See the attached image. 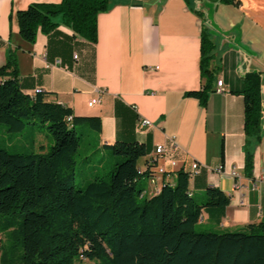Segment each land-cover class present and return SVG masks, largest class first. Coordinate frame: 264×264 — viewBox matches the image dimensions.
Returning a JSON list of instances; mask_svg holds the SVG:
<instances>
[{"label": "crops", "instance_id": "0c3cea01", "mask_svg": "<svg viewBox=\"0 0 264 264\" xmlns=\"http://www.w3.org/2000/svg\"><path fill=\"white\" fill-rule=\"evenodd\" d=\"M234 1L110 0L109 10L97 17L96 43L61 23L49 35L39 33L31 44L20 35L16 13L62 0H0V67L8 55H15L24 94L47 93L78 117L101 119V132L89 135L87 181L107 173L106 160L115 164L110 147L118 142L145 146L147 156L139 161L142 171L148 161L158 159L156 148L164 146L179 169L191 173L192 165H199L191 177L193 195L202 198L213 187L231 198L219 223L207 213L200 223L244 231L264 221V133L253 150L250 175L242 96L245 74L259 72L264 100V0ZM203 30L214 44L206 105L188 96L205 83ZM220 80L223 93L217 92ZM93 100L99 102L90 107ZM142 120L152 126L141 128ZM158 163L162 166L164 159ZM177 174L161 179L160 185L175 184ZM146 180L141 189L149 193L154 187Z\"/></svg>", "mask_w": 264, "mask_h": 264}, {"label": "trees", "instance_id": "16d2710c", "mask_svg": "<svg viewBox=\"0 0 264 264\" xmlns=\"http://www.w3.org/2000/svg\"><path fill=\"white\" fill-rule=\"evenodd\" d=\"M235 4L234 0H211ZM110 0H62L34 4L16 13L20 35L36 43L65 24L82 38L96 43L97 17ZM214 44L202 33L203 89L189 93L206 105L211 92ZM246 171L251 175L254 148L264 127L263 74L243 77ZM38 92L24 94L15 55L0 67V125L21 134L41 123L53 145L41 153H15L0 148V264H264V221L246 230L198 232L204 213L212 222L224 217L231 198L217 188L204 197L191 193L190 175L179 171L175 184H162L149 196L139 188L142 178L156 174L149 161L142 174L139 161L147 151L139 143L118 142L110 147L116 159L111 172L77 187L76 167L82 138L100 133L101 119L78 117L70 107ZM149 181V180H148Z\"/></svg>", "mask_w": 264, "mask_h": 264}, {"label": "rangeland", "instance_id": "374dc122", "mask_svg": "<svg viewBox=\"0 0 264 264\" xmlns=\"http://www.w3.org/2000/svg\"><path fill=\"white\" fill-rule=\"evenodd\" d=\"M91 141L88 138H82L81 148L78 153V165L76 167V180L75 185L77 187L84 186L89 181H87V174L89 172V165L84 161L85 153L90 149ZM54 141L49 133L47 127L42 126L41 123H37L33 126H29L26 130L21 134H9L7 133V128L3 125H0V148L6 149L11 154L15 153H41L44 147L45 150L52 147ZM101 159H99L100 161ZM103 161V159H102ZM105 161V160H104ZM105 161L106 167H108L107 172H111V168L115 165L114 163L110 166V164ZM142 166V165H140ZM90 180V179H89ZM146 178H142L139 181V188H143L146 183ZM208 225V224H207ZM202 225L199 223L196 226V230L198 232H207L214 231L217 228L213 225ZM5 241V237L0 235V246ZM77 264H97L94 262H90L87 260H81L77 262Z\"/></svg>", "mask_w": 264, "mask_h": 264}, {"label": "built area", "instance_id": "2783aa9c", "mask_svg": "<svg viewBox=\"0 0 264 264\" xmlns=\"http://www.w3.org/2000/svg\"><path fill=\"white\" fill-rule=\"evenodd\" d=\"M78 57H75V59H77ZM218 89L217 92L218 93H223L224 89H223V81L220 80L217 83ZM99 101L97 100H93L91 103H89V106L92 107L93 105H95L96 103H98ZM152 126V124L149 121L146 120H142L140 123V127H150ZM172 149L173 151H175L177 149V145L174 141H172ZM170 150H168L166 147L164 146H158L155 150V154L158 156V159L156 160H151L150 163L152 162H158L159 159H164V164L161 166L158 163V167L156 169V174L154 176H151L150 178H148L149 183L151 185H153L154 189L153 191H150L149 193H147V195L149 196H153L157 193L160 192L162 185H160V180L169 177L170 174H172L174 171L178 170L179 171H184L185 173H188L187 171H185V169L182 167L181 169H179V165L177 164V162L173 159H171V155H170ZM199 165L197 163L193 164L191 167L192 172L188 173L190 175V179L192 177V175H195L199 172ZM139 173L142 174L143 171L139 170ZM232 177H236V173L232 172L231 173ZM163 184V183H162ZM1 250V249H0Z\"/></svg>", "mask_w": 264, "mask_h": 264}]
</instances>
